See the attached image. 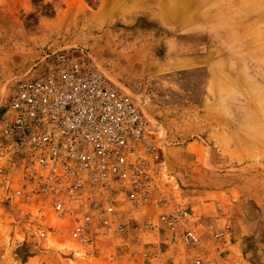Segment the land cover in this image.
Masks as SVG:
<instances>
[{
    "label": "rangeland",
    "instance_id": "obj_1",
    "mask_svg": "<svg viewBox=\"0 0 264 264\" xmlns=\"http://www.w3.org/2000/svg\"><path fill=\"white\" fill-rule=\"evenodd\" d=\"M76 46L134 98L164 136L176 126L167 121L169 115H199L203 109L159 107L167 83L154 72L163 63L198 56L196 66L204 69L177 75L188 89L185 99L198 105L201 78L212 71L214 98L224 103L226 114L243 119L233 124L232 137L204 139L205 166L225 177L240 174L235 196L241 203L210 233L228 226L220 240L224 246L213 247L221 249L224 264H241L240 255L245 264H264V249H256L257 242L264 247V0H0V116L15 76L46 52ZM166 95L173 102L182 98ZM167 189L180 200L182 190ZM19 206L29 213L31 244L39 246H0V264L96 261L98 246L73 242V219L58 217L49 199ZM175 206L186 208L182 201ZM233 233L241 234L244 250L232 246L237 241Z\"/></svg>",
    "mask_w": 264,
    "mask_h": 264
},
{
    "label": "built area",
    "instance_id": "obj_2",
    "mask_svg": "<svg viewBox=\"0 0 264 264\" xmlns=\"http://www.w3.org/2000/svg\"><path fill=\"white\" fill-rule=\"evenodd\" d=\"M166 143L88 51H49L12 80L0 116V186L4 198L22 206L49 199L58 217L73 219L70 239L90 246L92 235L132 230L138 209L165 202L154 195ZM12 173L16 186L9 190ZM186 218L182 206L157 215L181 244L195 248L200 236ZM227 231L225 225L212 236L220 241Z\"/></svg>",
    "mask_w": 264,
    "mask_h": 264
},
{
    "label": "crops",
    "instance_id": "obj_3",
    "mask_svg": "<svg viewBox=\"0 0 264 264\" xmlns=\"http://www.w3.org/2000/svg\"><path fill=\"white\" fill-rule=\"evenodd\" d=\"M144 1L145 4L151 2ZM182 58L184 59L171 61L170 65L163 63L164 65L154 72L160 75L161 83H167V86L161 88L164 94L158 100V105L173 111L183 106H193L203 109V113L168 116L167 121L176 123V126L167 130V136V133L165 134L167 143L163 146L164 165L157 176L160 191L154 195V198L164 197L165 202L157 204L153 200L138 209L135 215L137 225L132 230L123 234L92 235L90 246H98L97 259L92 264H224L218 256L221 249L213 247L224 244L220 245V241L212 238L210 233L228 217L232 208L240 205V197L235 196V187H239L236 180L240 174L225 177L223 173L211 171L205 166L202 163L207 152L204 139L220 140L232 137L235 132L233 124L243 119L226 114L224 103L214 98L209 89L213 75L211 70L204 71L201 78L203 88L200 103L196 105L187 101L185 96L188 89L177 75L197 73V69L204 68L196 66L198 56ZM170 92L182 98L178 100L179 97H176L173 102L166 95ZM161 121L166 122L164 119ZM170 139L175 141L169 143ZM10 177L12 178L9 190L16 186L15 175L12 173ZM173 185L183 192L179 201H182L187 210L185 225L194 229L200 236V242L195 248L185 247L176 232L166 230L157 221L160 211H169L179 203L176 194L167 189ZM19 205L12 199L4 198L3 188L0 186V246H39L31 244L34 239L33 232L28 223H25L26 213ZM147 219L152 222V227L148 229L141 225V222ZM232 237L237 239L232 246H238V251L244 250L240 243L241 234L233 233ZM257 244V250L259 247V251L264 249L261 244ZM239 258V263L245 264L243 256L240 255Z\"/></svg>",
    "mask_w": 264,
    "mask_h": 264
}]
</instances>
